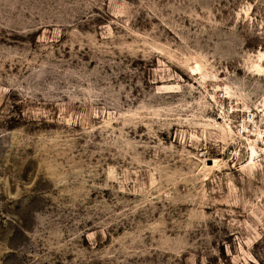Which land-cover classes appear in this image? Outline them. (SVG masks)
<instances>
[{
  "label": "rangeland",
  "instance_id": "374dc122",
  "mask_svg": "<svg viewBox=\"0 0 264 264\" xmlns=\"http://www.w3.org/2000/svg\"><path fill=\"white\" fill-rule=\"evenodd\" d=\"M0 264H264V0H0Z\"/></svg>",
  "mask_w": 264,
  "mask_h": 264
},
{
  "label": "built area",
  "instance_id": "2783aa9c",
  "mask_svg": "<svg viewBox=\"0 0 264 264\" xmlns=\"http://www.w3.org/2000/svg\"><path fill=\"white\" fill-rule=\"evenodd\" d=\"M232 128L238 137L251 135L257 128L256 117L251 112H248L240 121L233 122Z\"/></svg>",
  "mask_w": 264,
  "mask_h": 264
},
{
  "label": "bare ground",
  "instance_id": "6f19581e",
  "mask_svg": "<svg viewBox=\"0 0 264 264\" xmlns=\"http://www.w3.org/2000/svg\"><path fill=\"white\" fill-rule=\"evenodd\" d=\"M251 151H252L251 154L255 153V149H254L253 147L251 148ZM212 162H213V165H212V166H215L216 163H217L216 160H214V161H212ZM211 164H212V163H211ZM210 166H211V165H210ZM212 166H211V167H212Z\"/></svg>",
  "mask_w": 264,
  "mask_h": 264
}]
</instances>
